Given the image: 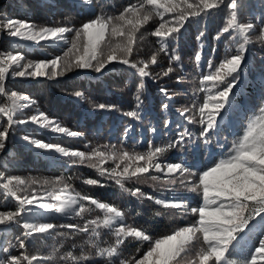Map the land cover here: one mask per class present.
Returning a JSON list of instances; mask_svg holds the SVG:
<instances>
[{
	"label": "trees",
	"instance_id": "1",
	"mask_svg": "<svg viewBox=\"0 0 264 264\" xmlns=\"http://www.w3.org/2000/svg\"><path fill=\"white\" fill-rule=\"evenodd\" d=\"M130 3H138V0H94L92 5H88L86 0H3L0 6V24L12 18L28 21L37 26L79 27L82 23L94 18V14L101 12L118 14ZM240 5L242 17L238 18L243 23H253L255 26L250 33V42L246 45L247 50L254 49L255 52H252L251 57L246 55L243 69L238 77L239 86L234 88V94H230L229 102L216 117L218 124L210 134L209 142L199 149L204 156L195 158L198 168L206 169L207 166H212L226 158L233 142L243 135L249 121L258 114L259 107L264 104V50H262L264 39L258 38L261 28L264 27V0H240ZM229 13L230 10L225 5L218 13L214 12L203 17L199 22L192 20L186 23L175 45L176 52H172L170 45L168 55L159 52L160 45L157 43V38L151 35L160 22L159 17H154L144 25L140 33H137L138 39L131 59L150 61L151 56L157 54L159 61L157 65H149L148 70L152 75L143 78L145 87L139 90L143 100V105L138 109L139 119L130 118L124 113L137 110L136 95L141 78L134 69L121 63H110L101 72L92 69L75 70L56 79L21 78L14 77L10 73L6 78L8 91L27 95L31 102L29 107H24L17 112L15 120H28L30 116L42 112L61 126L82 135L69 137L52 132L39 124L16 123L10 130L11 134L6 142L5 150L0 151V173L6 177L18 175L38 181L20 195L35 193L38 196L54 190L58 192L67 185V191L74 193L75 196H89L98 202L117 207L125 213L124 224L141 227L154 238L171 234L174 229L190 224L196 217L190 214L189 209L165 208L157 205L154 200H148L146 196L131 195V191L139 188L146 195L169 201L175 196L183 195L187 197L190 207L202 203L201 199L194 197L178 184L177 186L165 185L163 182L165 177L162 173L152 171L138 181L127 180L122 189L106 176L101 177L96 169L87 166V162L73 163L74 158L65 157L55 151L37 149L23 137L27 135L32 139L56 144L70 151L79 150L86 153H90L93 149L128 151L129 153L145 152L148 150L149 142L153 146H163L175 139L176 133L183 128L181 127L183 120L176 108L177 103L181 99H188L186 104L189 108H192L193 104L197 107L201 105L203 98L207 95L206 92L200 91L199 84L201 74L208 73L206 61L211 59L218 64L225 57L226 52H234L238 46L229 39V34H224L220 40L214 39L217 32L226 24ZM68 18H71L70 22ZM201 30H204L206 35L198 41L197 35ZM71 35L68 34L69 38ZM141 35L143 39H139ZM201 44H203L202 59L198 66L194 57L201 50ZM67 47L68 45L52 42L28 46L22 42H15L10 37L0 41V49L5 52L22 53L25 56L24 62L51 59L55 55H62ZM173 54L180 55L181 60L173 61L172 66L175 71L164 77L161 73L169 66V56ZM189 71L190 73H187ZM177 77L181 78L180 83H177ZM207 86L211 87L210 84ZM161 88H165L167 94L173 98L168 100L161 92ZM222 88L223 85H220V90ZM184 89L186 92H183ZM77 91L83 93V96H75L74 93ZM182 92L185 96L181 94ZM5 103H7L6 97L0 96V106ZM100 103L115 105L116 110H100L96 107ZM165 103L169 105L167 110L161 108V105ZM251 109H256L254 114L249 113L241 128H238L241 119ZM190 114H197L196 110L193 109ZM197 118H199L198 114ZM165 120L171 122L168 127L164 126ZM5 125L6 118L0 117V130ZM190 126L193 136L199 140L200 125L191 124ZM152 128L156 131H150ZM126 129H128L127 133ZM235 130L236 134L233 136L232 133ZM214 144H216L215 147ZM178 151L179 148L170 150L160 158V162H180L175 158L179 155ZM186 163H193V156L189 155V162ZM104 166L115 167V163L107 161ZM151 175L159 176L160 180H151ZM87 179H97L104 186L88 185L85 182ZM44 181L49 183L45 184ZM81 203H84L90 211L82 216L74 215L69 220H51L47 223L74 224L84 227L97 217L103 219L102 210L95 208V205L89 201H81ZM17 208V204L11 198L6 199L3 190L0 189V211H15ZM158 212L160 215H157ZM19 219V224L0 226V249L13 245L8 253L0 251V259L27 252L29 255H37L41 258L51 257V259H42L41 264H119L120 260L131 259L133 256L139 258L147 250L146 242L140 243L129 238L120 246L118 256L109 261L107 257L95 255V249L91 247L90 232L84 233L67 227H57L47 235L34 234L28 241L23 236L24 229L21 226L25 220L22 217ZM45 222L41 218H35L32 221V223ZM261 223V217L256 216L251 221L250 228L242 234L243 239L233 249L232 258L237 261V264H241L246 258L250 259L262 234ZM118 226L119 224L114 227ZM91 227L93 225L89 224V228ZM99 231L101 237L97 243L100 247H109L114 244L115 236L111 230L101 228ZM17 237L24 239L25 249L19 248ZM138 248L139 253H137ZM69 253L76 257L87 255L88 259L73 261L68 256Z\"/></svg>",
	"mask_w": 264,
	"mask_h": 264
},
{
	"label": "snow or ice",
	"instance_id": "2",
	"mask_svg": "<svg viewBox=\"0 0 264 264\" xmlns=\"http://www.w3.org/2000/svg\"><path fill=\"white\" fill-rule=\"evenodd\" d=\"M92 5L94 0H86ZM230 10L226 24L217 32L214 39L220 40L224 34H229V39L238 46L234 53L226 52L225 57L217 63L209 59L206 61L207 74H201L199 84L200 91L206 92L201 105L193 104L192 108L178 110L185 117L188 124H199V140L192 132L184 127L176 133V138L163 146H153L149 142L145 152L129 153L128 151H104L93 149L90 153L79 150H68L62 146L45 143L39 139H32L25 135L23 139L35 148L45 151H55L65 157L74 158L73 163L85 164L96 169L101 177L113 180L120 188L125 187L127 180H140L154 171L162 173L165 177L164 184L177 186L187 190L194 197L202 200L197 206L190 207L187 197L175 196L171 201L146 195L139 188L131 191V195L145 197L154 200L157 205L165 208H185L196 217L187 226L174 229L171 234H164L160 238H154L141 227L129 226L123 223L125 213L109 203L98 202L89 196H73L67 193V185L58 192H50L49 195L57 203H38L35 193L32 195H20L25 193L29 186L36 184L34 179H25L18 175L4 176L0 173V189L5 198H12L18 204L15 211H0V226L19 224L20 219L27 211L29 205L38 204L41 208L54 210L57 213L66 214L74 212L76 216H82L90 211L81 201H89L95 208L102 210L103 219L99 217L91 220L84 227L79 225H56L53 223H32L25 221L21 225L24 229L23 236L32 237L34 234H50L57 227H67L74 231L91 233V247L95 249L98 257H107L109 261L119 254L120 246L131 238L140 243H147V250L139 258L120 260L119 264H179L181 260L185 264H237L232 258L233 249L243 239L244 234L251 226V221L256 216L261 217V231L264 233V104L258 109V114L252 118L246 126L243 135L233 142L226 158L219 160L206 169L198 168L195 158L202 145L209 142L212 131L217 127L216 117L220 115L230 100V94H234V88L239 86L240 72L246 59V45L250 42V33L254 30L253 23H243L238 17H242L240 0H138V3H130L123 7L118 14H94V18L75 26H37L28 21L19 19H7L0 24V33H6L9 37L23 41H32L37 44L41 41L52 43H64L68 45L62 55H55L51 59H41L36 62L25 61V56L20 52H5L0 49V96L6 97L7 103L0 106V117L6 118V125L0 130V151L5 150L6 142L11 134L10 130L16 123L25 124L31 122L48 128L52 132L65 134L69 137H77L81 133L71 131L61 126L58 122L48 118L44 113L32 115L28 120H15L17 112L31 105L27 95L9 92L6 87V78L11 73L14 77H46L56 79L65 76L75 70L92 69L101 72L110 63L117 62L134 69L141 78L137 95L136 109L124 113L130 118L139 119L138 109L143 105L139 90L145 87L143 78L150 77L149 65L159 63L157 54H153L150 61H135L131 59L137 43V33L154 17H159V24L151 33L157 38L160 45L159 52L169 54V47L176 52L175 45L178 42L181 29L192 20L199 22L203 17L214 12L218 13L222 6ZM95 11V10H94ZM69 22L71 18H68ZM68 34H72L69 38ZM206 35L204 30L199 31L197 40L201 41ZM259 39H264V27L261 28ZM139 39H143L141 35ZM203 44L201 50L194 57L199 66L202 59ZM178 54L169 56V66L162 71V76L167 77L175 71L173 61H180ZM142 65V66H141ZM18 69V70H16ZM181 78L177 77V83ZM211 85L208 87L207 85ZM220 85H223L220 90ZM168 100L173 97L167 94L165 88H161ZM82 97L83 93H74ZM23 102V103H22ZM100 110H116L115 105L100 103L96 105ZM169 105L162 104L161 108L167 110ZM193 109L198 114H190ZM171 122L165 120V127ZM128 129L125 130L127 133ZM150 131L155 132L152 128ZM189 145L193 163L181 162L161 163L160 158L170 150ZM107 161L115 163V167H105ZM142 162V163H141ZM123 165V167H121ZM153 181L160 180L159 176L151 175ZM88 185H98L97 179H87ZM45 184L49 183L44 181ZM100 186H104L100 184ZM78 205V207H77ZM157 215H160L158 212ZM89 224L93 227L89 228ZM119 224L118 227H114ZM105 228L112 231L115 242L109 247H100L97 241L101 237L99 229ZM19 248L25 249L24 239L17 237ZM259 246L255 247L250 259H244L241 264H258V257L264 261V238L259 239ZM9 247L0 249L8 253ZM139 248L137 253H139ZM68 256L73 261L87 260V255L80 257ZM42 259L37 255H29L23 252L20 255H9L6 259H0V264H41Z\"/></svg>",
	"mask_w": 264,
	"mask_h": 264
},
{
	"label": "rangeland",
	"instance_id": "3",
	"mask_svg": "<svg viewBox=\"0 0 264 264\" xmlns=\"http://www.w3.org/2000/svg\"><path fill=\"white\" fill-rule=\"evenodd\" d=\"M3 3V0H0V6H1V4ZM1 34V33H0ZM2 35V34H1ZM0 35V36H1ZM9 36H7V34L6 33H3V35H2V38H8ZM12 40H14L15 42H22V43H24V44H26V45H28V46H34V45H37V43L36 42H32V41H23V40H18L17 38H14V37H10ZM44 42H48V41H41V42H39V43H44ZM38 43V44H39ZM264 41H262V50H264ZM59 44H63L64 46H67L66 44H64V43H59ZM252 52H255L254 51V49H250V50H247L246 51V55H249L250 57L252 56ZM232 53H234V52H232ZM187 73H190V71L189 72H187ZM260 88V87H259ZM183 92H186V89H184L183 90ZM181 93L183 96H185V93ZM188 99H181L178 103H177V110H182V109H184V108H189L188 107V105L186 104V101H187ZM253 108H255V107H253ZM255 110L256 109H251V110H249L245 115H244V117L241 119V122L238 124L239 126H238V128H241V126L243 125V123H244V121L247 119V117L249 116V113L251 114V115H253L254 114V112H255ZM190 113H186V116L187 115H189ZM181 116V115H180ZM183 121L181 122V127H187L190 131H191V126L188 124V122H187V120H186V118L185 117H180ZM187 123V124H186ZM239 131V130H238ZM237 131V132H238ZM236 134V130H235V132H233L232 133V135L234 136ZM216 146V144H214V147ZM179 155L177 156V157H175L176 158V160H179L180 162L181 161H184V162H189V155H191L190 153H191V148H190V146L189 145H185L184 147H181V148H179ZM192 156V155H191ZM202 156H204V153L203 152H198V154H197V156L196 157H202ZM200 165V164H199ZM67 193L68 194H71V195H73V196H75V194L74 193H71V192H68L67 191ZM49 193L48 192H46V193H43V194H41V195H38L37 196V198H38V200L39 199H43V201L45 202V203H52V201H54V203H57V201H55V200H52L51 201V199L50 198H52L50 195H48ZM77 207H78V205H77ZM34 211V210H33ZM55 213H57V212H55ZM75 215V213L74 212H70V213H66V214H61V213H57L56 214V216L57 217H51V218H44V217H41V216H34L33 215V212H26L23 216H22V218L25 220V221H28V222H32L33 220H31V219H35V218H41V219H43V220H45L46 222H49V221H51V220H69L71 217H73ZM41 235H47V234H41ZM27 238V240L28 241H30L31 240V237H26ZM261 238H264V233H262L261 234V236H260V239ZM258 242H259V240H258ZM257 242V247L259 246V243ZM179 263H184L185 264V262L183 261V260H181ZM258 264H264V261H262V260H260L259 259V257H258Z\"/></svg>",
	"mask_w": 264,
	"mask_h": 264
},
{
	"label": "bare ground",
	"instance_id": "4",
	"mask_svg": "<svg viewBox=\"0 0 264 264\" xmlns=\"http://www.w3.org/2000/svg\"><path fill=\"white\" fill-rule=\"evenodd\" d=\"M249 95H251V94H249ZM38 203H45V202L43 201V199H39L38 200ZM28 208L30 209V211H28V212H33V215L34 216H41V217H44V218L57 217L56 216L57 213H55L54 210H49V209H46V208H41V207L38 206V204L29 205Z\"/></svg>",
	"mask_w": 264,
	"mask_h": 264
},
{
	"label": "water",
	"instance_id": "5",
	"mask_svg": "<svg viewBox=\"0 0 264 264\" xmlns=\"http://www.w3.org/2000/svg\"><path fill=\"white\" fill-rule=\"evenodd\" d=\"M1 34L3 35V33H1ZM1 34H0V35H1ZM2 35L0 36V41L3 39V38H2ZM9 198H10V197H9ZM11 199H12V198H11ZM12 200H13V199H12ZM13 201L17 204V202H16L15 200H13ZM17 205H18V204H17ZM31 220H33V219H31Z\"/></svg>",
	"mask_w": 264,
	"mask_h": 264
}]
</instances>
